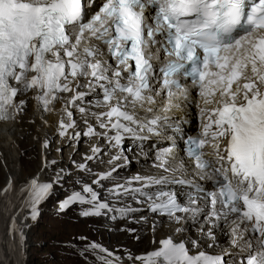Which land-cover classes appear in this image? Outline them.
<instances>
[{"label":"snow or ice","instance_id":"obj_1","mask_svg":"<svg viewBox=\"0 0 264 264\" xmlns=\"http://www.w3.org/2000/svg\"><path fill=\"white\" fill-rule=\"evenodd\" d=\"M89 7L91 0H0V120L14 118L9 116L14 98L28 89L38 90L35 99L47 110L57 92H69L72 81L90 76L104 89L105 103L117 93L127 94L104 115L109 120L116 118L112 128L132 131L120 123L121 119L136 122L122 110V104L146 99L148 74L154 73L151 45L158 35L163 36L162 51L175 57L160 69L169 95H174L171 86L180 87L172 79L177 74L191 77L200 88L201 115L206 122L201 138L191 139L190 144L198 168L213 165L204 158L206 145L220 165L214 168L220 178L219 192L210 194V215L227 218L235 214L232 246L247 253L246 264H264V0H105L100 13L85 23ZM92 40L106 45L118 65L129 72L128 84L121 83L120 71L113 78L106 74L108 69L96 58L101 49ZM129 61L134 62V71H130ZM13 80L21 87H13ZM83 96L78 92L73 101ZM147 100L152 102L151 97ZM71 126L60 125L62 129ZM114 139L119 144L121 137ZM11 184L9 179L0 194ZM31 184L35 204L51 185ZM75 199H80L78 193L62 207ZM96 199L93 193L92 200ZM156 209L169 216L197 211L181 207L174 196L155 205ZM160 244L147 255L145 264H227L224 257L230 255H191L184 242L175 243L171 238Z\"/></svg>","mask_w":264,"mask_h":264},{"label":"bare ground","instance_id":"obj_2","mask_svg":"<svg viewBox=\"0 0 264 264\" xmlns=\"http://www.w3.org/2000/svg\"><path fill=\"white\" fill-rule=\"evenodd\" d=\"M241 83H243V81H241ZM80 84H85V82H80ZM75 94L76 93H71L69 95L60 94L56 96L53 113L45 117L49 124L48 126L43 123L42 119L40 118L38 108H36L35 92L25 94L22 93L20 98L16 100V107L18 110L17 116L13 121L0 123V150L3 154L7 172L16 179V184L14 185L15 189L18 190V188H21L22 190L28 185L31 179L39 177L41 180L54 183L53 190H59V185L61 186V184H63L68 178L73 181H81L85 178L87 179L91 173L99 172V174H101L102 170L107 167V161L103 159L100 161L95 160L99 155H103L104 152L107 151L108 147L106 146L105 142L96 143L98 137L102 136V132L93 130L92 134H86L89 132L86 131V125L91 121H84L83 119H80L78 115H73L72 120L75 122L74 127H72L67 133L63 135L60 133V124L64 120V113L66 111L67 105L69 101L75 96ZM187 95L191 98V104L188 107L186 106V102L182 100V93L173 100H159V104L163 107H167L171 102L181 105L182 109L189 111L191 117L195 116L197 118L200 127L203 128V125L206 121L201 115V107L204 105L202 103L200 93L198 96L192 94ZM21 101H24V103L21 104ZM213 106L214 105H209V107ZM182 113L183 112L181 111L170 110L168 112H164L163 114L168 116L169 121H173L178 119ZM190 120L194 124V120L191 118ZM77 131L80 133L79 137L76 136ZM89 139H91V142L88 143ZM47 142L48 147L45 149L46 162L45 165H43L41 160V148L42 145ZM225 143L226 141L221 143V148ZM24 148L31 151V164H36V171L33 173L31 178H28L25 181L22 179L18 181V165H22L21 159H25L26 156H31L21 151V149ZM93 149H96V151H93ZM89 157H91V159H89ZM146 158H150V155L146 154L143 159L146 160ZM163 158L165 160L167 159L169 161L168 166L178 173H182L187 176L204 175L203 173H198L190 165L183 163L177 156H172L170 153H164ZM71 161L77 163V165H74L75 167H71L70 169L68 163ZM85 162L86 164L84 165ZM81 165H83V167H81ZM140 171V168H136L135 170L126 172V174L127 177H130L134 172ZM67 172L69 174L68 177H66ZM206 181H208V179H206ZM7 182L8 178L6 174L4 182L1 183L0 181V191L5 189ZM53 190L52 193L54 192ZM97 190L100 193L99 201L105 202L107 206L114 205L112 197L103 185L97 187ZM71 193L72 191H69L67 196L62 201L58 202L57 206H54V208L51 210L54 214L61 213L64 210L61 209L60 206L67 200ZM49 198L50 196L47 198L45 203H43L41 208H43L46 203H48ZM122 198L126 199V203L119 206V209L123 211L132 210L134 206L131 205V203H128L127 198L124 197V191L120 192V195L118 198H116V200H120ZM114 206L118 208V206ZM197 208L199 211L197 215L181 217L180 222L176 224L159 218H151L148 225L142 223H138L136 225H127L125 221L122 223L120 222L119 224H121L122 227L125 226L127 231L136 230L133 234L134 239H132L136 245L138 243H143L146 246L147 250L143 253L158 248L159 241L168 238H171L175 243L180 241L188 242L191 248L194 247L192 241H196V251L206 250L209 252H216L218 254H224L225 252L230 253V255H226V257H232L234 255L239 256L246 253H242L240 247L232 246V229L235 227L233 224L234 219L228 221V224L225 227H220V224L225 222L220 215L219 218L214 221L215 226L209 228L208 224L210 220L207 218V216H205V213L208 210L207 206L202 203ZM40 216L41 214L33 219L32 216L29 215H24L21 213L17 214L14 218V224L17 228L26 233V239L24 242L11 240L7 242V245L5 243H0V253H3L5 256L6 249H8L9 252H12L14 255H18V264H27L28 255L26 253V248L29 245V240H27V238L30 236L29 232L33 228L35 221ZM80 220H82V218L73 219V221ZM92 222V234L88 233V229L86 227L78 226L76 227V231L80 233L79 240L77 241L78 238L76 235L74 240L77 242L80 241L82 244L87 246V243L91 241H97L96 243L99 244V242L103 239H107L109 241V245L107 244L106 247L107 249H100L99 246H95L96 249L102 251V256L104 258H111L108 256V254L112 251V247L114 245L113 243H115L113 240H117L119 238L127 239L129 236L128 233L122 235L119 233H108L107 230H115V228L119 225H114L108 220L104 221L101 219L99 221L93 220ZM161 223L164 225L163 229L160 228ZM71 229H73V227H71ZM59 230L60 231L58 235L59 238L62 239L66 238L68 234L71 233H68L69 229L64 227V224H61ZM139 230H143V232H147V234L144 236L142 233H139ZM209 233H211L213 237H211ZM246 236L250 237L249 233H246ZM216 244L221 246L217 250H215ZM132 253H134V251L125 252L121 256L119 255L116 259V262H118V264H126L129 261V257L132 255ZM114 254L117 255L116 252ZM94 255V258L97 260L98 264H102L99 257L100 254L97 255L96 253Z\"/></svg>","mask_w":264,"mask_h":264},{"label":"rangeland","instance_id":"obj_3","mask_svg":"<svg viewBox=\"0 0 264 264\" xmlns=\"http://www.w3.org/2000/svg\"><path fill=\"white\" fill-rule=\"evenodd\" d=\"M193 120L194 122H196L195 119ZM21 151L28 155H31V156H26L25 159H21L22 165L20 164L18 165V173H19L18 181L20 179L25 181L28 178H31L33 173L36 171V164H31L32 153L29 149L24 148L21 149ZM71 163L72 162L68 163L70 169L72 166L75 167L74 165H77L76 163H73V165L71 166ZM85 164L86 162L84 163V165ZM6 171H7V167L5 165L2 166L0 164L1 183H3L5 180ZM66 175H68V172L66 173ZM89 181H90L89 177L81 181H73L68 178L66 182L61 184V186L59 185L58 187L59 190L56 189L53 190L54 192L50 195V198L48 199V203H46V205L41 209V216L35 221L33 228L29 232L30 236H28L29 238H27V240H29L28 241L29 245L26 248L27 250L26 253L28 255L27 264H98L97 260H95L94 258L95 257L94 254L97 253V255L99 254L101 255L102 251L96 249L95 245L99 246L100 249H105L107 247V244L109 245V241L107 239H103L102 241L99 242V244L96 243L97 241H91L87 243V246H85L80 241L77 242L79 240L80 233L76 231V227L78 226L86 227L88 229V233L92 234L91 231V229L93 228L92 221L93 220L99 221L101 219H92V220L82 219L80 221H73V219H78L79 217L76 216V213H74L72 209L69 210L65 209L66 211L63 210L61 213H57V214H54L51 211L54 208V206L58 205V202L62 201L67 196L69 191H71L70 188L74 189L76 188V185L80 186L82 182L88 183ZM117 204H121V203H117ZM114 205H110V207H115ZM108 221L113 223L114 225L120 223V222H113L111 220ZM61 224L62 225L64 224V227L69 229L68 233L71 232L64 239L59 238L58 235ZM71 227H73V229H71ZM160 228L161 229L164 228V225L162 223L160 224ZM135 231L136 230L127 231L126 228L122 227L121 224H119L115 228V230H107L108 233H119L121 235L128 233L129 235L127 239L119 238L117 240H113V242L115 243H113L114 244L112 247L113 252L112 251L111 252L112 253L116 252L117 254L120 252L121 254L119 253L118 255H122L125 252H129V251H134L132 255L145 252L147 248L143 243H138L136 245V243L133 241L134 239L133 234ZM139 233H142L145 236L146 232L144 233L143 230L142 231L139 230ZM75 235L78 238L77 241L74 240V238H76Z\"/></svg>","mask_w":264,"mask_h":264}]
</instances>
